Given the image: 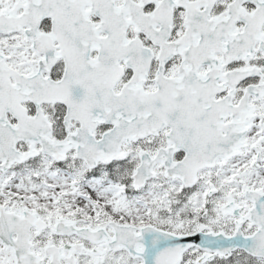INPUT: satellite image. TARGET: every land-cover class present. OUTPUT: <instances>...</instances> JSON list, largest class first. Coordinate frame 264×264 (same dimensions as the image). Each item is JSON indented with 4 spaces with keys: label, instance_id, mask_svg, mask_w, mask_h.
Segmentation results:
<instances>
[{
    "label": "snow or ice",
    "instance_id": "1",
    "mask_svg": "<svg viewBox=\"0 0 264 264\" xmlns=\"http://www.w3.org/2000/svg\"><path fill=\"white\" fill-rule=\"evenodd\" d=\"M0 264H264V0H0Z\"/></svg>",
    "mask_w": 264,
    "mask_h": 264
}]
</instances>
